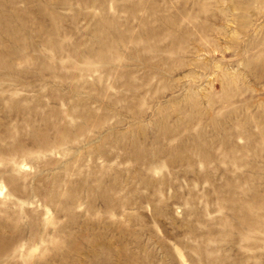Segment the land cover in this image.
<instances>
[{
	"label": "rangeland",
	"instance_id": "1",
	"mask_svg": "<svg viewBox=\"0 0 264 264\" xmlns=\"http://www.w3.org/2000/svg\"><path fill=\"white\" fill-rule=\"evenodd\" d=\"M0 264H264V0H0Z\"/></svg>",
	"mask_w": 264,
	"mask_h": 264
},
{
	"label": "bare ground",
	"instance_id": "2",
	"mask_svg": "<svg viewBox=\"0 0 264 264\" xmlns=\"http://www.w3.org/2000/svg\"><path fill=\"white\" fill-rule=\"evenodd\" d=\"M2 10V9H1Z\"/></svg>",
	"mask_w": 264,
	"mask_h": 264
}]
</instances>
